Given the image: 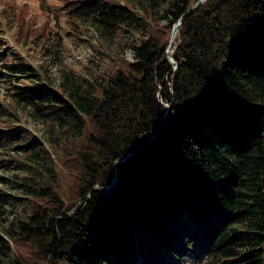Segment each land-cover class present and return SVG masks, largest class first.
I'll return each instance as SVG.
<instances>
[{
	"label": "trees",
	"instance_id": "obj_1",
	"mask_svg": "<svg viewBox=\"0 0 264 264\" xmlns=\"http://www.w3.org/2000/svg\"><path fill=\"white\" fill-rule=\"evenodd\" d=\"M198 1L58 0L73 27L137 34L134 60L121 46L107 71L57 84L0 36V115L52 132L49 149L0 121L23 191L0 189V264H264V0ZM22 7L2 13L17 39L60 52Z\"/></svg>",
	"mask_w": 264,
	"mask_h": 264
},
{
	"label": "rangeland",
	"instance_id": "obj_2",
	"mask_svg": "<svg viewBox=\"0 0 264 264\" xmlns=\"http://www.w3.org/2000/svg\"><path fill=\"white\" fill-rule=\"evenodd\" d=\"M9 3L19 5V7L24 6L22 7L23 11H26L27 14L30 13L29 15L34 18V23L38 26L51 23L54 30H60L64 35L61 51L58 53L53 50L46 51L40 45L50 47L52 44L42 39L18 40L15 36L16 26L11 25L10 21L4 20L2 15L5 6ZM0 20H2L0 23L1 38L8 43V46L21 53L31 64L42 65L55 84L63 82L67 76L72 74L91 77L99 72L107 71L123 47L124 54L128 59L134 60L135 58L132 49L127 44L132 41L133 34H137L136 31L126 32L123 36L115 37V35L109 36L101 33L87 22L83 24V28L73 27L58 0H0ZM174 43L175 38L171 41L168 49V56L172 62ZM121 46L123 47L121 48ZM53 49H55L54 46ZM11 78L8 75L0 77L1 104L5 103L4 101L10 93ZM0 121H13L16 124L15 127L21 125L27 128L50 149L52 132L47 122L35 120L28 112L21 109L14 114L0 115ZM51 152L56 157L55 151L51 150ZM17 172V170L6 167L0 160V189L10 194L23 196V191L19 186L22 181L17 177ZM7 208L10 210L12 206L7 205ZM16 212L9 213L10 219L15 216ZM6 215L7 213H0V230L8 224V220L4 219Z\"/></svg>",
	"mask_w": 264,
	"mask_h": 264
},
{
	"label": "water",
	"instance_id": "obj_3",
	"mask_svg": "<svg viewBox=\"0 0 264 264\" xmlns=\"http://www.w3.org/2000/svg\"><path fill=\"white\" fill-rule=\"evenodd\" d=\"M204 1H205V0H199V1L197 2V4L194 5L193 7H197L198 5H200L201 3H203ZM181 22H182V20L178 21V22L174 25L173 32H172V36H171V41L174 39V36L176 37ZM171 59L173 60V58H171ZM173 62H174V60H173ZM175 67H176V66H175ZM168 107H169V105H168Z\"/></svg>",
	"mask_w": 264,
	"mask_h": 264
},
{
	"label": "bare ground",
	"instance_id": "obj_4",
	"mask_svg": "<svg viewBox=\"0 0 264 264\" xmlns=\"http://www.w3.org/2000/svg\"><path fill=\"white\" fill-rule=\"evenodd\" d=\"M174 38H175V36H174Z\"/></svg>",
	"mask_w": 264,
	"mask_h": 264
}]
</instances>
